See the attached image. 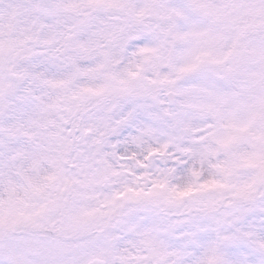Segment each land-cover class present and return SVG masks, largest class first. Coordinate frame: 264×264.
<instances>
[{
  "label": "snow or ice",
  "instance_id": "6c2138e0",
  "mask_svg": "<svg viewBox=\"0 0 264 264\" xmlns=\"http://www.w3.org/2000/svg\"><path fill=\"white\" fill-rule=\"evenodd\" d=\"M0 264H264V0H0Z\"/></svg>",
  "mask_w": 264,
  "mask_h": 264
}]
</instances>
